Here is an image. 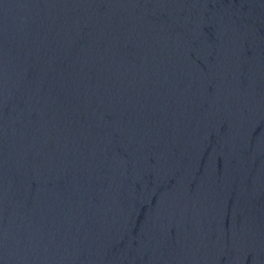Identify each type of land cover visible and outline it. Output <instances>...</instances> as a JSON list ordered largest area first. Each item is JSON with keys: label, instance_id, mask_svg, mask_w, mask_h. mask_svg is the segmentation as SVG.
I'll use <instances>...</instances> for the list:
<instances>
[{"label": "water", "instance_id": "95a60500", "mask_svg": "<svg viewBox=\"0 0 264 264\" xmlns=\"http://www.w3.org/2000/svg\"><path fill=\"white\" fill-rule=\"evenodd\" d=\"M0 264H264V0H0Z\"/></svg>", "mask_w": 264, "mask_h": 264}]
</instances>
